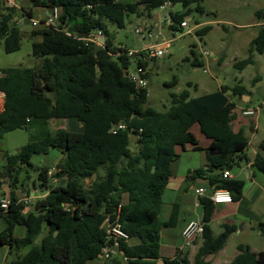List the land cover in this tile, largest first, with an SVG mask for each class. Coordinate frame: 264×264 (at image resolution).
Instances as JSON below:
<instances>
[{"label": "trees", "instance_id": "obj_1", "mask_svg": "<svg viewBox=\"0 0 264 264\" xmlns=\"http://www.w3.org/2000/svg\"><path fill=\"white\" fill-rule=\"evenodd\" d=\"M203 1L30 0L32 7H59L61 15L57 25L40 24L30 32L35 38L32 54L39 60L37 65L0 70V93H4L0 141L7 132L26 127L32 119L75 118L84 128L50 129L43 139L21 146L16 154H5L7 162L0 171V182L9 180L10 206L0 215L7 224L0 231V245H8L10 252L31 246L9 264H90L101 259L107 241L103 222L108 214L114 218L119 207L122 228L130 238L120 242L123 254L103 259V264H210L208 256L221 251L238 230L236 224L224 223L222 231L215 234L210 222L217 204L207 196L198 197L204 232L194 261L179 247L173 257L161 254L162 228L175 226L178 217L177 203L169 220L162 221L160 212L163 194L175 174L179 148L191 144L205 151L207 163L193 176L220 171L208 175L209 192L225 188L232 202L242 199L246 180L224 177L223 171L250 161L246 155L249 139L243 129L236 131L232 125L237 103L230 97L250 92L238 83L196 97L183 90L172 93L170 107L159 112L148 104L147 85L138 86L129 79L128 69L137 57L128 54L129 48L114 44L107 28V22L123 27L126 16L139 14L141 8L150 15L165 2L180 3L187 9L196 4V10L203 13ZM32 7H21L24 21L33 17ZM15 8L0 0V43L7 53L21 47L22 31L14 22ZM256 15L264 18L261 10ZM171 19L170 27L181 30L183 14L176 13ZM209 28L204 26L198 32L204 34ZM99 32L105 36L104 44L90 39ZM262 53L264 26H259L248 56L235 66L255 64V55ZM192 63L202 64L198 58ZM144 66L147 68V61ZM145 76L148 79V70ZM260 79L258 75L253 81ZM262 108L264 112L263 104ZM119 123L125 128L113 133L112 128ZM194 124L210 140L206 148L191 131ZM51 148L60 150L62 156L56 166H43L33 179L38 192L46 191L43 196L32 197L31 208L25 212L26 205L16 191L19 173L32 166L34 154H47ZM252 164L264 174V141ZM100 170L103 175L87 184L86 180ZM27 196H31L30 190ZM17 225L26 228L24 236L15 234ZM260 227L264 230L263 224ZM39 234H43L40 242L34 243ZM237 250L230 264H264V250L242 243Z\"/></svg>", "mask_w": 264, "mask_h": 264}, {"label": "rangeland", "instance_id": "obj_2", "mask_svg": "<svg viewBox=\"0 0 264 264\" xmlns=\"http://www.w3.org/2000/svg\"><path fill=\"white\" fill-rule=\"evenodd\" d=\"M119 1L132 2L134 0ZM16 4L14 22L22 31L21 47L19 50L7 53L0 43V70L18 66L33 67L39 61L32 54V43L35 38L30 37V32L37 26L24 21L21 9V7H32L30 0H16ZM201 4L205 10L203 13L196 10V4H192L188 9L180 3L167 5L163 10L155 8L150 15L141 8L139 14L129 13L126 16L123 27L107 22L109 37L116 45L120 44L129 49L139 50L144 46V42L136 29L149 27L152 28L154 35L158 32L162 33L161 36L153 38V41L171 40L165 55L147 61L148 104L159 112H164L170 107L172 93L188 90L192 97H196L216 91L222 85L232 86L237 83L245 85L250 92L251 101L246 94L244 98L230 94L231 99L237 103L233 128L235 130H238L239 127L243 128L249 139L246 152L249 156H254L259 150V144L264 141V112L262 108L264 54H256V63L245 68L236 67L235 63L248 56L251 41L258 31V22L264 19L256 15L259 10L264 12V0H204ZM32 11L34 18L38 20L45 15V11L41 7H32ZM176 13L183 14V19L188 23L187 28L174 30L170 27L172 15ZM197 24L199 25L197 26ZM204 26H210V28L204 34L199 33L198 30ZM189 30L191 31L189 32ZM36 39L38 40L39 37ZM195 58H198L202 64L194 65L192 62ZM135 64L136 61H133L129 69H134ZM258 75L261 76V81L254 82L253 80ZM175 80L176 83L172 84ZM245 110H253L254 114H244ZM56 122V119L50 121L32 119L26 127L7 132L0 141V171H3L7 162L6 153L16 154L21 146L43 139L50 129L55 130ZM251 125L253 127L255 125L256 130H251ZM72 129L80 130V127ZM191 131L196 135L201 146L206 147L210 142L201 133L198 124H194ZM135 143L133 137L131 146L134 150ZM178 150L180 156L174 164L175 174L170 178L163 194L160 218L162 221L169 220L173 205L177 203L179 204L177 211L179 222L176 226L162 228L161 254L168 253L167 244L169 242L181 243L178 231L184 218H196L198 215H202L201 205L199 203L196 205L198 197L195 190L202 187L209 191L211 185L208 175L220 172L219 170H208L205 176H193L197 170L204 169V153L194 149L191 144H188L185 149L179 148ZM59 160L60 151L52 148L47 154L40 153L32 156V166L22 168L19 173V188L16 191L23 201L29 190L31 191L33 188V179L39 170L45 165L56 166ZM55 170V168L52 169L53 172ZM230 172L236 178L247 179L246 174L239 166H234ZM260 174L264 178V175ZM101 175H103V170L87 179L86 183L90 184L95 176ZM22 186L25 188L24 191L21 189ZM45 191L46 189L39 192L44 193ZM0 195L10 198L8 178H4L0 182ZM32 202L33 198L25 208V212L30 210ZM252 207L255 211L254 215L260 217V220L264 222V196ZM223 208L224 206H217L210 222L213 231L215 233L222 231L223 227L219 225V221L229 224L236 223L238 230L230 235L221 251L208 256L210 264H230V261L238 253L237 245L241 243L248 244L255 250H264V230L259 229V221L245 219L237 215H231L229 219H224L221 216L227 213V210ZM6 225L5 219L0 217V231ZM25 232L24 226H16L15 234L17 236H24ZM42 235L36 236L34 243H39ZM194 244L196 247L189 252L192 262L200 241L197 240ZM30 247L28 245L21 249L13 248L10 252L8 245H0V264H9L18 254H25Z\"/></svg>", "mask_w": 264, "mask_h": 264}, {"label": "built area", "instance_id": "obj_3", "mask_svg": "<svg viewBox=\"0 0 264 264\" xmlns=\"http://www.w3.org/2000/svg\"><path fill=\"white\" fill-rule=\"evenodd\" d=\"M6 6H17L16 0H3ZM167 5H171L170 2H165L159 8L165 9ZM45 11V15L42 19L28 18L34 26L43 24L44 26H54L57 25L58 20L61 15V9L59 7L54 8H42ZM172 24V20L170 21ZM188 23L184 20L181 22V28H187ZM191 30H189L190 32ZM136 32L140 34L141 40L144 42V46L139 50L128 49V54L130 56H136L138 61H136L134 69H128L129 79L138 86H146L148 79L146 78L147 68L144 66V62L151 58L160 57L165 55L166 51L170 47L171 40L164 39L163 41H153L152 39L161 36L162 33L158 32L154 35L152 28L149 27H138ZM100 33V32H99ZM91 40H96L97 43L101 44L97 39L96 35ZM0 71V75H1ZM264 105V101L262 103ZM244 114H254L253 110H245ZM29 120V119H28ZM125 128V124L119 123L114 128H112L113 133L118 130ZM224 177H232L230 170L223 171ZM197 197H209L215 204L230 203L232 202V195L228 189L219 188L212 192L200 187L196 189ZM32 196H27L24 199L25 208L28 206ZM10 206V198L3 197L0 199V215L4 213ZM24 208V211L26 210ZM120 207L113 218L111 214H108L103 222V227L107 233V241L102 248L101 258L109 259L123 252L120 249V242L122 240H128L130 238L129 234L122 228L120 222ZM204 232V222L202 218L190 220L182 230V243L181 248L184 250L189 249L196 239H200Z\"/></svg>", "mask_w": 264, "mask_h": 264}, {"label": "crops", "instance_id": "obj_4", "mask_svg": "<svg viewBox=\"0 0 264 264\" xmlns=\"http://www.w3.org/2000/svg\"><path fill=\"white\" fill-rule=\"evenodd\" d=\"M27 20V19H26ZM201 24V23H199ZM197 24V26L199 25ZM259 26H264V19L263 21H259L258 22V27ZM264 54V53H262ZM261 81V79H260ZM246 95H243V98L245 97ZM248 98H249V101H251V96L250 94L248 95ZM0 112L3 111L4 109V93H0ZM56 124L57 126L55 127V129H59V128H65V129H68V130H71V131H82L83 128H84V124L83 122L79 121L77 122L78 120L75 119V118H64V119H56ZM63 121H67V122H64ZM234 122H232V125H233ZM68 125V127H67ZM73 127H80V130H73L72 128ZM234 127V126H233ZM239 129H243L242 127H239ZM238 129V130H239ZM250 129L251 130H256V126L254 125V127L251 125L250 126ZM235 130V129H234ZM237 131V130H236ZM247 136V135H246ZM209 145V142L207 143L206 147ZM204 147V148H206ZM60 151V150H59ZM204 153V160H203V165L205 166L206 163H207V160H206V153L205 151H202ZM246 155L248 156V158L250 159L249 162L247 163H243L240 168L242 169V171L246 174L247 176V179H246V184H245V188H244V194H243V197L240 201L238 202H230V203H221V204H217V206H224L223 209H226L227 210V213L223 214L221 217L222 218H227L229 219V217L231 215H237V216H240V217H244L245 219H249V220H257L259 221V229H261L260 225L263 224L264 225V222L262 220H260V217H256L257 215H254L255 211H253V207L252 206H255L259 200H261L264 196V178L263 176H261L259 170H257L254 165L252 164L253 160H254V157L256 155V153L254 154V156H249L246 152ZM62 156V153L60 151V158ZM263 174V173H262ZM264 175V174H263ZM233 176V175H232ZM259 177H261V179H258ZM196 191V190H195ZM208 191V190H207ZM37 192V193H36ZM45 195V193H38V190L35 189L34 187L31 189V196L34 197V196H43ZM3 197H6V196H1L0 195V199L3 198ZM234 205H233V204ZM198 204V202L196 203V205ZM241 214V215H240ZM179 217H177V221H176V224L175 226L178 224L179 222ZM198 218H202V215H198L196 218H184L181 223H180V229L178 231V236L181 240V243H182V230L184 229L185 225L190 221V220H193V219H198ZM224 221H219V225H223ZM236 224V223H234ZM215 233V232H214ZM215 234H218V233H215ZM161 240H162V233H161ZM200 241V239H196V241ZM194 242V243H195ZM201 242V241H200ZM181 243H172V242H169L167 244V247L169 248L168 250V253L167 254H162V256L164 257H173L174 254H175V250L179 247L181 248ZM193 243V245L187 249L188 252H190V250H194V248L196 247V245ZM200 245V244H199ZM162 246V245H161ZM253 249V248H252ZM198 250V249H197ZM255 250V249H254ZM259 251V250H257ZM197 251H195L194 254H196ZM189 258H190V255H189ZM191 260V259H190ZM103 259H99V260H94L92 262H90V264H103ZM231 262V261H230Z\"/></svg>", "mask_w": 264, "mask_h": 264}, {"label": "water", "instance_id": "obj_5", "mask_svg": "<svg viewBox=\"0 0 264 264\" xmlns=\"http://www.w3.org/2000/svg\"><path fill=\"white\" fill-rule=\"evenodd\" d=\"M25 22H26V23H30L29 20H26ZM96 39H97L101 44H104L105 41H106L105 36H104L103 33H98V34H96ZM55 233H57V232H55Z\"/></svg>", "mask_w": 264, "mask_h": 264}]
</instances>
